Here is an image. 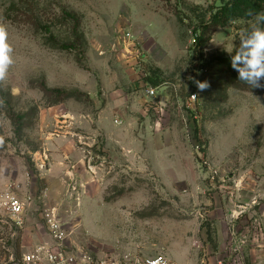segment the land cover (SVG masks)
Masks as SVG:
<instances>
[{"label":"rangeland","instance_id":"rangeland-1","mask_svg":"<svg viewBox=\"0 0 264 264\" xmlns=\"http://www.w3.org/2000/svg\"><path fill=\"white\" fill-rule=\"evenodd\" d=\"M221 5L0 0L15 58L0 87V264L54 245L48 209L95 258L264 264V94L214 60L252 21L213 28ZM13 196L33 198L22 226L4 208Z\"/></svg>","mask_w":264,"mask_h":264},{"label":"built area","instance_id":"built-area-1","mask_svg":"<svg viewBox=\"0 0 264 264\" xmlns=\"http://www.w3.org/2000/svg\"><path fill=\"white\" fill-rule=\"evenodd\" d=\"M144 95L154 98L156 88H146ZM32 202V197L21 199L18 196L9 197L4 202V208L16 226L23 225L28 206ZM45 219L54 245L37 247L32 253L24 256V264H173L163 254L153 257L143 254L114 255L105 258L92 257L85 251L73 250L67 246L69 234L56 209L46 210ZM236 264L243 263L239 260Z\"/></svg>","mask_w":264,"mask_h":264},{"label":"clouds","instance_id":"clouds-1","mask_svg":"<svg viewBox=\"0 0 264 264\" xmlns=\"http://www.w3.org/2000/svg\"><path fill=\"white\" fill-rule=\"evenodd\" d=\"M249 15L253 17L252 23L238 34L240 44L231 57V66L238 73L240 81L251 88H259L264 87L260 83L264 79V11ZM14 64V48L9 42L8 25L0 19V87L6 86L9 71ZM194 83L200 91L209 87L207 81L194 80ZM3 106V99L0 98V107Z\"/></svg>","mask_w":264,"mask_h":264},{"label":"trees","instance_id":"trees-1","mask_svg":"<svg viewBox=\"0 0 264 264\" xmlns=\"http://www.w3.org/2000/svg\"><path fill=\"white\" fill-rule=\"evenodd\" d=\"M221 2V7L214 8L213 13H211L210 25H212L213 28L224 27L236 20L252 21L253 17L252 15H249V13H259L264 11V0H221ZM203 25L205 24L203 23ZM195 42H199L198 45L201 47L203 46L201 45V36H197ZM231 57L232 56L221 54L216 56L214 60L220 67L227 68L225 73L234 86L244 91L264 94V87L251 88L239 80L238 73L231 66ZM148 80L154 87L160 86V82L154 81L153 79ZM260 83L264 85V79H262ZM48 91L49 90L47 89V92ZM52 92L59 96V100L56 101V104L63 101L66 97L68 98V95L62 90L56 89L52 90Z\"/></svg>","mask_w":264,"mask_h":264},{"label":"crops","instance_id":"crops-1","mask_svg":"<svg viewBox=\"0 0 264 264\" xmlns=\"http://www.w3.org/2000/svg\"><path fill=\"white\" fill-rule=\"evenodd\" d=\"M55 149L56 150H60V153L57 155V156H59V157H67V156H69L68 155V152H70V153H72V148L71 147H68V149L66 150V149H58V148H56L55 147ZM63 153V154H62ZM226 242H228V239L226 240ZM226 243H224V245H225Z\"/></svg>","mask_w":264,"mask_h":264}]
</instances>
